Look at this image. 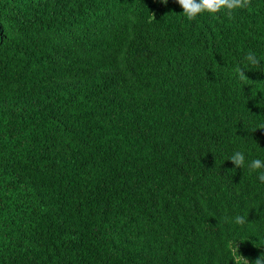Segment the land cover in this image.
Masks as SVG:
<instances>
[{
    "label": "trees",
    "instance_id": "obj_1",
    "mask_svg": "<svg viewBox=\"0 0 264 264\" xmlns=\"http://www.w3.org/2000/svg\"><path fill=\"white\" fill-rule=\"evenodd\" d=\"M182 11L0 0V264L264 254V183L247 167L264 159V71L237 76L249 52L264 66V0Z\"/></svg>",
    "mask_w": 264,
    "mask_h": 264
},
{
    "label": "clouds",
    "instance_id": "obj_2",
    "mask_svg": "<svg viewBox=\"0 0 264 264\" xmlns=\"http://www.w3.org/2000/svg\"><path fill=\"white\" fill-rule=\"evenodd\" d=\"M175 2L183 9L181 12L184 17L190 21L198 20L205 13L209 16H215L221 13H227L231 15L234 10L246 8L250 4V0H175ZM160 3L167 5L168 0H160ZM245 61L247 67H241L237 70V76L241 81H246L249 77L246 75L245 70L257 69L264 71V66L261 65L260 59L252 52H249ZM260 129H264L262 126ZM235 168H244L246 166L245 154L240 151H236L229 159ZM247 167L251 170H259L258 179L261 183H264V159H253L247 163ZM237 224H243L245 219L243 216H237L235 218ZM238 252V246L236 245ZM240 260H243V264H249L247 258L239 254V259L235 264H240ZM254 264H264V254L257 258Z\"/></svg>",
    "mask_w": 264,
    "mask_h": 264
}]
</instances>
